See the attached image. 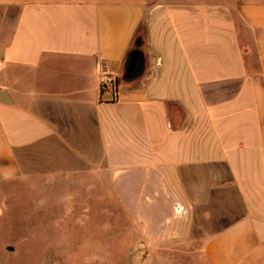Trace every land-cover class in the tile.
Listing matches in <instances>:
<instances>
[{
  "label": "crops",
  "instance_id": "obj_1",
  "mask_svg": "<svg viewBox=\"0 0 264 264\" xmlns=\"http://www.w3.org/2000/svg\"><path fill=\"white\" fill-rule=\"evenodd\" d=\"M1 93L0 185L108 190L147 262L264 264V0H0Z\"/></svg>",
  "mask_w": 264,
  "mask_h": 264
},
{
  "label": "rangeland",
  "instance_id": "obj_2",
  "mask_svg": "<svg viewBox=\"0 0 264 264\" xmlns=\"http://www.w3.org/2000/svg\"><path fill=\"white\" fill-rule=\"evenodd\" d=\"M48 176L0 185V264L158 263L135 252L142 239L108 190L98 201L72 175ZM188 254L190 264L207 263L200 246Z\"/></svg>",
  "mask_w": 264,
  "mask_h": 264
},
{
  "label": "water",
  "instance_id": "obj_3",
  "mask_svg": "<svg viewBox=\"0 0 264 264\" xmlns=\"http://www.w3.org/2000/svg\"><path fill=\"white\" fill-rule=\"evenodd\" d=\"M141 56L142 54L139 50L131 54L128 67H127V78L128 79H132L139 72L140 67H141L140 66ZM5 95H6L5 93H1L0 97H6Z\"/></svg>",
  "mask_w": 264,
  "mask_h": 264
},
{
  "label": "built area",
  "instance_id": "obj_4",
  "mask_svg": "<svg viewBox=\"0 0 264 264\" xmlns=\"http://www.w3.org/2000/svg\"><path fill=\"white\" fill-rule=\"evenodd\" d=\"M117 77L103 73L100 77L101 89L106 93H111L115 97L117 96Z\"/></svg>",
  "mask_w": 264,
  "mask_h": 264
},
{
  "label": "trees",
  "instance_id": "obj_5",
  "mask_svg": "<svg viewBox=\"0 0 264 264\" xmlns=\"http://www.w3.org/2000/svg\"><path fill=\"white\" fill-rule=\"evenodd\" d=\"M143 33H144V29L141 28V29L139 30V34H138V36H137V38H136V40H135V43H134V45H133V48H132L131 54H132L133 52H135V51L138 50V47L136 46V44H137V43H141V40H142V38H143ZM119 87H120V81H119V79H117V92L119 91Z\"/></svg>",
  "mask_w": 264,
  "mask_h": 264
}]
</instances>
